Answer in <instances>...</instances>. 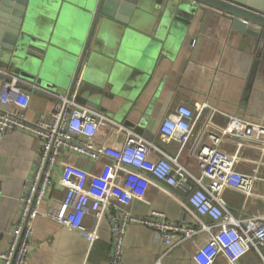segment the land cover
Masks as SVG:
<instances>
[{"label":"crops","instance_id":"1","mask_svg":"<svg viewBox=\"0 0 264 264\" xmlns=\"http://www.w3.org/2000/svg\"><path fill=\"white\" fill-rule=\"evenodd\" d=\"M36 3L31 17L33 23L43 29L50 25L48 10L44 0ZM167 3L159 0L147 7L148 14L137 15L128 24L104 16L98 20L87 54V58L93 56L87 84L100 80L103 84L101 89L96 86L98 91L101 90L98 110L139 131L172 155L178 153L179 145L162 142L159 128L162 120L181 103L192 107L207 103L218 111L213 122L220 126L226 123V114L264 124V46L259 48L251 37L234 29L232 18L226 13L203 4L181 9ZM90 26L91 21L77 24L81 29L82 44ZM143 39L147 40L146 45L156 42V53L147 66L141 68L131 64L130 60L134 59V51ZM121 58L126 61H119ZM115 67L118 69L114 72ZM3 72L0 68V89L5 81ZM27 83L22 84L31 97L27 119L34 122L47 118L56 99ZM64 91L67 89L52 92L65 94ZM124 140L123 131L112 126L101 129L96 137L98 144L116 148ZM222 147L227 153L234 154L237 138L225 139ZM40 149L39 139L23 131L13 132L1 144L0 251L9 244V232L19 215L23 185L37 166ZM65 153L68 161L91 173H98L105 161L110 162V158L94 162L70 151ZM151 158L156 159L157 155L152 153ZM180 158L192 170L197 169L196 161L187 152ZM235 167L240 172L255 174L257 179L249 195L232 188L224 191L230 209L237 216L263 214L264 147L245 144ZM58 171L55 172L57 176ZM134 178V175L128 178L123 173L119 179L121 185L132 184L141 191L142 198L132 204L134 212L145 214L158 210L176 221L184 217L186 196L150 175H146L149 181ZM64 193V188L56 186L49 201L57 206ZM114 196L116 200V192ZM189 220L192 222L193 218L189 217ZM87 221L90 222V218ZM101 227L100 238L90 245L81 235L55 221L38 218L29 264H109L112 237L107 218L102 220ZM204 239L198 237L164 254L167 247L149 228L131 224L125 235L123 264H154L163 254V264H196L193 255L205 243ZM216 264L227 262L220 257ZM241 264L261 263L258 256L250 252L241 259Z\"/></svg>","mask_w":264,"mask_h":264},{"label":"built area","instance_id":"2","mask_svg":"<svg viewBox=\"0 0 264 264\" xmlns=\"http://www.w3.org/2000/svg\"><path fill=\"white\" fill-rule=\"evenodd\" d=\"M3 73L0 147L13 132L23 131L38 138L41 149L37 166L23 185L19 215L9 232L7 248L0 251V264H29L38 218L55 221L81 235L90 245L100 238L101 222L107 218L112 237L109 264H123L125 235L131 224L149 228L167 247L164 254L204 237L205 243L193 255L196 264H216L220 257L227 264H241L250 252L264 264V213L237 216L224 197L227 188L247 195L252 192L257 177L238 171L235 165L245 144L264 147V124L226 114V123L220 126L213 122L218 111L207 103L195 107L181 103L162 120L159 128L162 142L179 145L178 153L172 155L122 122L81 104L76 93H55L6 70ZM23 83L56 99L47 118L34 122L27 119L31 97ZM109 126L125 135L118 148L96 142L100 130ZM231 137L237 138L234 154L222 147L225 139ZM67 151L94 162L108 158L110 162L105 161L98 173H91L68 161ZM185 152L196 161V170L182 163L180 156ZM152 153L157 155L156 159L151 158ZM123 173L144 181H149L146 175H150L186 196L184 217L176 221L158 210L134 212L132 204L142 198L141 191L132 184L121 185ZM56 186L65 189L57 206L49 201ZM163 255L154 264H163Z\"/></svg>","mask_w":264,"mask_h":264},{"label":"water","instance_id":"3","mask_svg":"<svg viewBox=\"0 0 264 264\" xmlns=\"http://www.w3.org/2000/svg\"><path fill=\"white\" fill-rule=\"evenodd\" d=\"M46 1L50 25L42 29L31 17L37 0H0V68L48 90L67 89L69 95L76 93L81 104L99 109L97 101L101 90L96 86L101 89L102 80L87 84L93 58L91 55L87 58V54L98 20L104 16L128 24L137 15L148 14L147 7L159 0ZM161 1L181 9L203 4L226 13L231 16L234 29L251 37L259 48L264 46V0ZM90 21V30L82 44L77 24ZM146 43L143 39L142 44L137 45L131 64L144 68L153 58L156 42ZM118 68L115 67L114 72Z\"/></svg>","mask_w":264,"mask_h":264},{"label":"rangeland","instance_id":"4","mask_svg":"<svg viewBox=\"0 0 264 264\" xmlns=\"http://www.w3.org/2000/svg\"><path fill=\"white\" fill-rule=\"evenodd\" d=\"M61 90V89H60ZM62 93H64V92H62Z\"/></svg>","mask_w":264,"mask_h":264}]
</instances>
